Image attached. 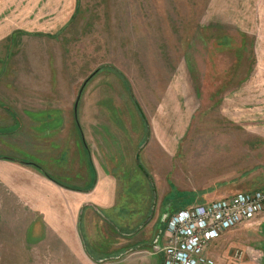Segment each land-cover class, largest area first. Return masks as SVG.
<instances>
[{"label": "rangeland", "instance_id": "obj_1", "mask_svg": "<svg viewBox=\"0 0 264 264\" xmlns=\"http://www.w3.org/2000/svg\"><path fill=\"white\" fill-rule=\"evenodd\" d=\"M32 2L23 19L29 25L7 29L0 41V112L8 111L6 103L22 102L30 93L24 85L39 84L35 92L50 99L48 111L56 114L58 128L64 110L57 100L69 99L73 121L67 124L84 134L88 161L103 154L109 159L105 168L117 175V204L104 215L134 231L167 197L175 196L178 208H185L204 194L217 200L264 188V0ZM4 29L0 24V34ZM6 133L1 126L0 151H19L20 159L48 171L46 164L61 168V174L49 173L61 185L80 179L64 151L46 163L42 144H3ZM139 164L155 182L153 190ZM93 169L86 168L87 189L96 196L106 187ZM82 187L74 188L86 191ZM238 227L233 237H239ZM98 241L105 249L111 238ZM131 250L117 260L141 264L151 254ZM251 251L262 258L263 250ZM155 258L163 262L162 253L148 259L154 264Z\"/></svg>", "mask_w": 264, "mask_h": 264}, {"label": "crops", "instance_id": "obj_2", "mask_svg": "<svg viewBox=\"0 0 264 264\" xmlns=\"http://www.w3.org/2000/svg\"><path fill=\"white\" fill-rule=\"evenodd\" d=\"M32 1L0 0V24L5 27L4 34H0V41L5 39L7 29L29 25V23L24 24L23 19H26L25 16L34 5ZM25 7L28 10L26 13ZM256 10H259V5ZM250 11H255V9L251 6ZM27 85L30 93H24L22 102L6 103L8 111L0 112V127L3 126L9 130V133L5 134L6 141L3 144L5 142L7 144L18 142V145L23 141L33 142V144L39 142L44 146V155H49L46 163L50 161V157L55 158L58 151H64L69 165L75 167L73 176L80 175V179H75L76 183L67 185L64 183L69 186L67 188L31 165L0 158V264L125 263L124 259L109 260L105 263L100 260L105 250L98 241L103 235L102 232L111 238L109 246L106 247L109 253H113L116 248L123 245V241L120 244L119 232L101 214V212L113 210L117 204L119 187L117 175L111 167L110 169L105 168L104 159L107 160V158H104L103 154L97 155L92 163L90 159L88 161V148L83 146L82 134L79 135L75 124L73 126L75 131L67 124L68 121H73L70 100H66L67 102L57 100L53 95L55 100H51L52 103L54 104L57 100L58 106L64 110L60 114V125L57 128L56 114L48 111L50 104L48 100L50 99H45L48 96L35 92L41 90L39 84L28 83L23 88ZM26 112L32 115H27ZM12 117L16 118L15 124ZM39 127L44 130L43 139L39 137ZM13 132L16 135H12ZM0 143L2 144L1 141ZM10 150L6 147L0 151V155L23 158L19 151ZM27 162H33V160ZM44 166L51 169L48 171L44 168L47 173H62L59 170L61 168L55 170L48 164ZM89 166L94 168L99 180L103 181L106 187L104 193L103 186L96 196L92 194V190L87 189L90 176L88 177L89 173H86V168ZM91 180H93L92 177ZM84 185L86 191L74 188L84 189L82 187ZM223 194L220 193V195ZM208 196L209 194L202 195L199 202L212 201L213 199H209L211 197ZM237 227L238 225L226 230L213 241L207 252L213 264H264V211L251 222L239 224L240 233L236 238L233 235ZM253 239L259 241L260 247L251 245L254 242ZM115 240L117 241L114 243ZM238 244L242 246L239 248L243 251L241 258L235 257V249H232ZM251 249L263 250L259 261L258 254ZM151 256L152 254L150 257L143 256L141 264H153L148 259ZM154 261V264H159L156 258ZM126 262L127 264L134 263L128 259Z\"/></svg>", "mask_w": 264, "mask_h": 264}, {"label": "built area", "instance_id": "obj_3", "mask_svg": "<svg viewBox=\"0 0 264 264\" xmlns=\"http://www.w3.org/2000/svg\"><path fill=\"white\" fill-rule=\"evenodd\" d=\"M263 211L264 188L174 211L166 223L163 264H213L207 254L213 241ZM242 256L235 250V257Z\"/></svg>", "mask_w": 264, "mask_h": 264}, {"label": "flooded vegetation", "instance_id": "obj_4", "mask_svg": "<svg viewBox=\"0 0 264 264\" xmlns=\"http://www.w3.org/2000/svg\"><path fill=\"white\" fill-rule=\"evenodd\" d=\"M76 102H77V100H76ZM81 134H82V142H83L84 146H86L87 143L84 141V139H85L84 134L82 132H81ZM139 156H140V153H139ZM107 160L109 161L108 158H107ZM140 165L141 164H139L140 169L144 172V174L148 178V180L152 186V190H153V186H155V182L153 181V183H154V185H153L152 178L151 177H150L151 179L149 178L148 174H146V172H145L146 170L144 169V167L141 165L142 166V168H141ZM50 176H52V175H50ZM52 178H53L52 180L58 182V180L55 179L53 176H52ZM157 199H158V194H157ZM195 202H199V200L197 199L196 201H190L187 205L189 206V205L195 204ZM179 204H180V200L178 198H176L175 196L167 197L166 202L162 201V205H161L160 210L158 212L155 210V207H154V215H153L152 219L148 223L145 222L146 224L142 228H139L136 230L134 229V231L124 230V228L120 227L118 224L114 223L111 219H109L108 216L104 215L105 212H101L102 216L106 220L110 221L113 224V228L119 232V235L121 236V238L124 240L127 238L129 241H126V244H123L122 246L116 248L113 253H109L107 251V248L103 249L105 251H103V256L100 260L104 261V263L109 261V260H115V259L117 260V258H119L121 255L127 256L128 253L132 251L131 249H134L135 247H139V249L142 248V251L146 250V251L150 252L152 255H154L155 254L154 251L157 247H160L161 249L163 247L164 230H165V226H166L167 221H166V223H164V221L162 222V218H163L164 214L173 213L174 211L178 210L179 209L178 206H180ZM152 210H153V207H151V210L149 213L150 215L152 213ZM150 225H152V228L147 230V227H149ZM138 226H140V224ZM141 231H143L142 232L143 234L140 233L143 235V237L140 239L139 238L137 239V237H139L140 234L139 235H136V234L141 232ZM102 234L103 235L101 236V239L103 241H105V239H107L109 236H107V234L103 233V232H102ZM161 249L158 251L157 254L162 253ZM153 252H154V254H153ZM162 256H163V254H162ZM163 260H164V258H163ZM161 264H163V262Z\"/></svg>", "mask_w": 264, "mask_h": 264}, {"label": "trees", "instance_id": "obj_5", "mask_svg": "<svg viewBox=\"0 0 264 264\" xmlns=\"http://www.w3.org/2000/svg\"><path fill=\"white\" fill-rule=\"evenodd\" d=\"M99 71V70H98ZM98 71H96V72H94L92 75H90L87 79H86V84L96 75V73H98ZM86 86V85H85ZM84 86V87H85ZM83 87V86H82ZM83 87V88H84ZM135 100V99H134ZM136 101V100H135ZM140 107V106H139ZM0 158H3V159H11V160H15V161H20V162H24V163H26V164H28V165H31V166H33L34 168H36L37 170H39L40 172H42L43 174H45L47 177H49V178H51V179H53L52 178V176H50L45 170H44V168L42 167V166H40L39 164H37V163H35V162H27V161H23V160H21L20 158H18L17 159V157H9V156H5V155H0ZM65 185V184H64ZM173 188H174V190H176L177 188L176 187H174L173 186ZM211 190H213V189H209L208 191H211ZM189 194H192V196H194L195 198H196V195H197V193L196 192H188ZM188 206V205H187ZM179 209H182V208H179Z\"/></svg>", "mask_w": 264, "mask_h": 264}, {"label": "water", "instance_id": "obj_6", "mask_svg": "<svg viewBox=\"0 0 264 264\" xmlns=\"http://www.w3.org/2000/svg\"><path fill=\"white\" fill-rule=\"evenodd\" d=\"M85 85H86V81L84 82L83 87H84ZM83 87L81 88V91H80V93H79V95H78V97H77V103H76V105L78 104V101L80 100V97H81V93H82ZM143 147H145V144H144V146L141 147V149H142ZM139 153H140V150L138 151L137 156H136L137 161H139ZM140 166H141V165H140ZM141 168H142V166H141ZM156 201H157V194H156V192H155V193H154V203H155ZM153 215H154V207H153V210H152V213H151L149 219L147 220V223L152 219ZM170 215H171V213L164 214V216H163V218H162V222L164 221V223H166V221L168 220V218L170 217ZM145 224H146V223H145ZM145 224H143L140 228H142ZM160 249H161L160 247H157V248L155 249L154 252H155V253H158V251H159Z\"/></svg>", "mask_w": 264, "mask_h": 264}]
</instances>
